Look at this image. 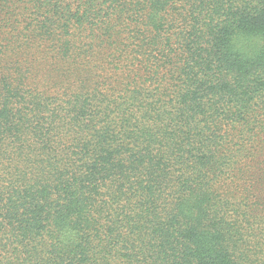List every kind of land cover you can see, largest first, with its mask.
Listing matches in <instances>:
<instances>
[{
	"label": "trees",
	"instance_id": "1",
	"mask_svg": "<svg viewBox=\"0 0 264 264\" xmlns=\"http://www.w3.org/2000/svg\"><path fill=\"white\" fill-rule=\"evenodd\" d=\"M0 264H264V0H0Z\"/></svg>",
	"mask_w": 264,
	"mask_h": 264
}]
</instances>
